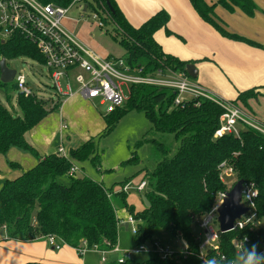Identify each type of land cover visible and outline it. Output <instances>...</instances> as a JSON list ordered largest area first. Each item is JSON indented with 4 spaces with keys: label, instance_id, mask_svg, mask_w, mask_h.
<instances>
[{
    "label": "trees",
    "instance_id": "trees-1",
    "mask_svg": "<svg viewBox=\"0 0 264 264\" xmlns=\"http://www.w3.org/2000/svg\"><path fill=\"white\" fill-rule=\"evenodd\" d=\"M42 1L66 6L72 0ZM101 1L107 12V16L102 17L103 24H112V28L105 31L123 47L125 58L132 67H143L144 72L171 69L186 73L184 67L190 61L164 52L153 37L158 29L163 28L169 33V16L165 11H158L139 26H133L114 0H107L111 8L106 0ZM189 1L199 16L221 35L253 43L227 31L215 15L213 5L204 0ZM217 3L231 12L237 7L248 16L257 10L253 0H218ZM92 7L99 12V4H92ZM20 57L44 62L36 47L23 37L17 35L5 42L0 40V59L7 62ZM7 85L0 81V88ZM12 86L16 88V85ZM177 94V90L168 87L132 85L124 105L103 116L105 128L96 138H88L77 147L70 148L67 157H61L57 152L38 157L31 168L12 179L3 180L0 187V229L5 231L7 238L32 240L54 235L61 243L76 249L85 245L88 249L108 251L117 244L120 225L117 210L124 209L136 221V245L157 239L161 231H167L171 237L182 238L187 243L186 255L181 251L168 258L154 254L144 264H202L198 255L199 225L216 204L219 194L231 188L220 177L221 164L225 163L236 181L243 179L244 184L257 191L253 206L242 220L253 216L240 228L236 226L223 233L218 231L217 248H209L207 258L214 264H233L232 260L237 255L233 240L244 237L248 239L244 249L255 244L257 252L264 254V132L245 124L239 127L237 134L215 136L223 107L205 97L184 98L181 104H175ZM256 96L254 88H250L240 92L231 103L246 110L247 100ZM16 100L20 113L0 101V154L11 147L35 153L25 140V133L60 106L57 102L46 111L44 99L38 98L35 92L30 96L18 92ZM7 102L11 104V97ZM132 110L144 113L153 134H169L172 138V141L164 138L162 141L157 138L146 140L153 145L157 160L153 167L139 170L143 172L142 180L147 182L142 195L149 203L145 206L141 199L139 209L127 202V193L121 189L131 181L130 178L107 187L103 182L76 172L68 175L72 165L86 160L100 169L98 139L109 133L120 118ZM141 143L142 140L136 145ZM138 162L139 157L133 152L122 165ZM10 165L17 166L16 163ZM220 255H224V259H220ZM240 258L244 259V254ZM19 264L47 263L27 261Z\"/></svg>",
    "mask_w": 264,
    "mask_h": 264
},
{
    "label": "crops",
    "instance_id": "crops-1",
    "mask_svg": "<svg viewBox=\"0 0 264 264\" xmlns=\"http://www.w3.org/2000/svg\"><path fill=\"white\" fill-rule=\"evenodd\" d=\"M114 1L133 26H139L158 11H165L169 16L167 22L169 33L162 28L153 34L163 51L181 60L190 61L189 63H192L197 71L195 82L221 100L231 102L240 92L254 88L257 96L247 100V107L244 108L246 110L243 111L264 126V0H253L257 10L252 16L246 15L237 7L232 12L228 11L217 3L218 0H204L207 4L213 5L215 15L227 31L243 36L253 43L221 35L199 16L189 0ZM63 25L81 44L98 56L102 58L121 57L110 52V46L104 38L107 34L106 25L104 32L97 31L98 26L93 24V21L88 23L71 16L63 20ZM86 105L91 109H88V112ZM80 107L82 110L79 109ZM57 113L61 119L60 125L48 128V118L57 116ZM77 113L84 114L86 119L90 118L91 126L94 127L92 131L98 132L102 129V132L104 130L105 121L103 116H99L101 113L97 107H93L79 96L69 98L60 104L58 110L49 112L25 133V140L34 148L35 153L11 147L6 153L0 154V187L3 180L12 179L34 166L38 157L56 152L60 146L65 149L64 139L72 141L71 127L77 125L75 119ZM63 124H67L68 128L62 130ZM66 130L68 131L65 134ZM57 136L59 142L54 145ZM90 136H84L82 140L85 141L92 137ZM69 149L65 151L68 152ZM11 163H16L17 166H11ZM117 215L122 220L118 227L119 236L120 230H131V226L125 221L128 214L124 209L117 210ZM157 239L163 240L159 237ZM57 241L60 242L58 239ZM163 241L175 249H180V246L173 242ZM116 245L120 249L132 248H121L118 238ZM54 249L49 245L46 237L32 240L12 239L7 238L5 231L0 229V264H19L27 261L47 264H84L85 259L79 257L76 248L61 243L58 250ZM149 257L151 255L145 258L132 257L129 263L144 264ZM107 262L116 263V261L110 262L109 257Z\"/></svg>",
    "mask_w": 264,
    "mask_h": 264
},
{
    "label": "built area",
    "instance_id": "built-area-1",
    "mask_svg": "<svg viewBox=\"0 0 264 264\" xmlns=\"http://www.w3.org/2000/svg\"><path fill=\"white\" fill-rule=\"evenodd\" d=\"M101 0H72L66 6H60L53 3H44L42 0H0V40L2 42L10 40L14 36H21L34 45L38 54L44 59L39 63L31 58L36 64L43 66L51 82L53 94L47 98L40 96L36 91L38 98L49 99L53 105L57 102L62 104L69 98L79 96L84 100H96L98 105L104 107L100 111L101 115H108L116 108L122 107L128 99L132 85L145 84L159 87H168L178 91L175 104H181L184 96L197 99L205 97L214 100L224 109L219 117V127L215 131V136H221L225 133H238V125H251L264 132V126L254 121L240 107L229 101L221 100L214 96L207 89L200 86L184 72H174L167 69L165 72L156 70L154 72H144L143 67H132L125 57L102 58L90 49L81 44L63 25V20L67 17L70 7L78 5L82 13H90L93 24L103 27L102 17L107 16ZM92 4L100 5L99 12L95 11ZM85 7V8H84ZM24 57L12 59L19 60ZM19 60V61H21ZM7 64V63H6ZM14 85L19 93L24 96L33 94L26 82L25 75L15 70L13 77ZM67 124H63L61 129H67ZM57 153L61 157H67L65 149L60 146ZM222 173L230 174L231 168L225 163L221 164ZM78 170L76 164L72 165L68 175L72 176ZM221 180L224 181L223 177ZM147 186L145 180H141L137 186H132L129 181L121 187L124 192L130 189L141 193ZM257 191L250 185L244 184L242 190L241 202L248 207L253 206L252 200ZM224 193L219 194L216 204L204 216L199 225V258L202 264H214L207 258L209 248L216 249L218 243V225L217 208L222 203ZM247 212V213H248ZM236 221L235 227H242L251 217L242 218ZM131 226L132 233H136V221L128 215L125 220ZM122 222L119 219V224ZM264 227V226H263ZM180 235V234H178ZM50 246L59 249L61 242L58 243L57 237L48 235L46 237ZM182 248L175 249L159 239H154L145 243L136 245L131 249H120L115 245L108 251H101L105 254L102 261L108 260L109 254H116V263L124 264L130 260L133 255L141 252H148L151 255L158 254L161 258L172 257L176 251L182 254H188V246L184 240H181ZM248 239H234L236 253L240 252ZM86 247H79L77 251L82 254ZM264 253V248L262 250ZM242 257V255H241ZM224 259V255H220ZM241 259V258H240Z\"/></svg>",
    "mask_w": 264,
    "mask_h": 264
},
{
    "label": "rangeland",
    "instance_id": "rangeland-1",
    "mask_svg": "<svg viewBox=\"0 0 264 264\" xmlns=\"http://www.w3.org/2000/svg\"><path fill=\"white\" fill-rule=\"evenodd\" d=\"M67 16L83 19L88 23L92 22L91 14L89 12L82 13L78 5H73L72 7H70ZM81 25L82 22L80 23V26ZM106 26H107L106 28L109 29L112 28L111 23L106 24ZM96 29L97 31L104 32L105 27H103L102 29L97 27ZM104 38L108 43V45L110 46V52L112 51L111 54L125 57V50L115 40L112 39L109 33L104 35ZM19 60H9L6 62L7 66L9 68L15 69L17 72L21 71L25 75L27 85L31 89H33L34 92L38 91L40 93V96H42L43 98H47L50 95H52L53 91L51 89V82L47 75L46 69L43 66L36 64L34 61H31L28 58H22L21 61ZM13 83L14 81L8 83L6 88L4 87L0 88V101L2 102L3 105L7 106L8 108H11L15 111L18 110V112L20 113L18 109V103L16 100L19 91L17 88H13L12 86ZM8 97H11L12 105L9 104L10 102L9 103L7 102ZM184 97L188 98V96H184ZM48 100L49 99L43 100L46 111L47 110L49 111V108L53 106L52 104L53 101L50 102ZM85 101L91 104L93 107H97L98 110L104 111V107L98 105L96 100L93 101L85 100ZM79 109L82 110L81 107ZM88 109L91 110L86 105L87 112ZM56 110H58V108L53 109V111ZM83 112L84 111H82V113ZM99 116L102 117L104 115H99ZM48 119H49L47 123L48 128H53V125L59 126L61 123V119L58 113L57 116H52L49 117ZM75 119L77 121V125L71 127L72 141L64 139L65 149H69V147H77L78 145L81 144V141H83L82 137L89 135L93 137L102 130V129L100 131L98 130V132L92 131L94 127L91 126V123L89 121L90 118L86 119L84 114L77 113L75 115ZM238 127H242V126L238 125ZM68 130L65 131V134L67 133ZM94 137L96 138V136ZM150 138L161 139V141L164 138L163 140L172 141L171 135L169 134L167 135L153 134V132L151 131V123L148 121V119L145 117L142 111H138V110L129 111L120 118V120L117 122L115 127L109 133H107L104 136H100V138L98 139L97 144H98V151L101 160L100 169L97 170L95 167L91 165V163L88 160H86L80 164L77 163L79 169L76 171V174L88 176L93 180L99 182L103 181L104 185L107 187L113 185L114 183L125 181L129 178L131 179L132 186H137L139 182L143 179V172H139V170L145 167L148 168L153 167L155 164V160H157V154L153 150V145H151L149 141H146ZM141 140L142 143L139 146H137L136 145L137 142ZM58 142H59V138L57 136L54 145L58 144ZM175 146L176 144L174 145V147ZM133 152H136V154L138 155L139 162L122 165V162L128 159ZM172 152H174V148ZM221 176L225 180L227 186L231 187L233 183L236 181V177L231 173L230 174L222 173ZM142 193L143 192L139 193L134 189H130L127 193V198H126L127 202L131 205H134L136 209L141 208ZM157 236L163 240L173 242L175 245L180 246V248H182L180 242L182 238L177 239L174 237H170L171 235L167 231H161ZM118 240L121 248L124 247L134 248L136 246L134 233H132L130 229L120 230ZM54 250H58V249H54ZM149 255L151 254L148 252H141L133 255V258L135 257L145 258ZM104 256L105 254L100 253L98 251H91L90 249L87 251L85 250L82 254L79 253V257L85 259L84 264H116V263H109L107 261H102V258ZM129 261L130 260H128L127 263L124 264H132L131 262L129 263Z\"/></svg>",
    "mask_w": 264,
    "mask_h": 264
},
{
    "label": "water",
    "instance_id": "water-1",
    "mask_svg": "<svg viewBox=\"0 0 264 264\" xmlns=\"http://www.w3.org/2000/svg\"><path fill=\"white\" fill-rule=\"evenodd\" d=\"M107 5L111 8L108 1ZM184 70L191 78L195 79L197 77V71L192 63H187ZM14 75L15 70L7 67L5 59L1 58L0 81L2 83H10L13 81ZM243 186L244 180L239 179L224 193V197L222 198L223 201L217 208V223L219 232L223 233L234 229L236 221L248 212V207L241 202ZM141 199L144 201L145 206L149 205L144 195H141ZM116 256V254L110 255L109 261L114 262Z\"/></svg>",
    "mask_w": 264,
    "mask_h": 264
},
{
    "label": "clouds",
    "instance_id": "clouds-1",
    "mask_svg": "<svg viewBox=\"0 0 264 264\" xmlns=\"http://www.w3.org/2000/svg\"><path fill=\"white\" fill-rule=\"evenodd\" d=\"M257 247L258 246L254 244L250 249L242 248L232 260L233 264H264V254H259L257 252ZM242 254L245 256L244 259H240Z\"/></svg>",
    "mask_w": 264,
    "mask_h": 264
},
{
    "label": "bare ground",
    "instance_id": "bare-ground-1",
    "mask_svg": "<svg viewBox=\"0 0 264 264\" xmlns=\"http://www.w3.org/2000/svg\"><path fill=\"white\" fill-rule=\"evenodd\" d=\"M103 27H105V25L103 26ZM103 27H100V28H103ZM5 62H6V60H5ZM7 65V64H6ZM8 67V66H7ZM10 69H12V68H10ZM15 70V69H14ZM188 75V74H187ZM190 77V76H189ZM191 78V77H190ZM191 79H193V78H191ZM194 81H195V79H193ZM57 152V151H56ZM67 153V152H66ZM68 154V153H67ZM78 167V166H77ZM126 193H128V192H126ZM223 193H225V192H223ZM223 201V200H222ZM217 225H218V223H217ZM217 230H218V228H217ZM81 247H86L85 245H83V246H81ZM88 249V248H87ZM94 250V249H93ZM111 254H109L108 256H110ZM116 260V259H115Z\"/></svg>",
    "mask_w": 264,
    "mask_h": 264
}]
</instances>
